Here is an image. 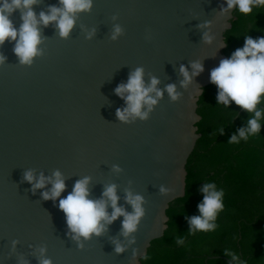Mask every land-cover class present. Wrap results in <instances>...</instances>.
<instances>
[{"label":"water","instance_id":"water-1","mask_svg":"<svg viewBox=\"0 0 264 264\" xmlns=\"http://www.w3.org/2000/svg\"><path fill=\"white\" fill-rule=\"evenodd\" d=\"M49 5L59 6L58 0H41L34 10L38 14ZM222 6L225 0H93L68 38L54 24L41 25L43 55L31 66L19 63L14 42L0 47L6 58L0 64V264H39L41 247L52 264H141L151 241L167 228L169 204L184 195L186 163L200 137L197 102L211 70L228 58L224 33L235 8L221 14ZM11 19L19 28V12ZM205 22L210 27H198ZM117 24L124 33L113 41ZM205 32L211 43L203 40ZM196 61L204 71L182 86L181 65L191 74ZM137 67H143L146 84L152 76L160 81L163 95L148 119L125 123L116 117L125 102L114 90ZM169 84L176 86V101L166 91ZM28 170L37 177L59 170L66 184L60 198L84 177L91 178L90 199L101 198L106 185H117L118 204L128 212L126 190L143 196L135 243L121 235L119 217L100 236L81 238L80 248L59 199L42 198L51 184L33 194L23 179ZM114 240L125 246L123 253L115 252ZM216 257L224 258H208Z\"/></svg>","mask_w":264,"mask_h":264},{"label":"clouds","instance_id":"clouds-1","mask_svg":"<svg viewBox=\"0 0 264 264\" xmlns=\"http://www.w3.org/2000/svg\"><path fill=\"white\" fill-rule=\"evenodd\" d=\"M41 0H0V47L7 41L14 42L13 52L21 65L31 66L37 56L43 55V49L39 46L43 43L41 36V25L44 27L54 24L61 38H68L72 32L80 13L91 12L93 0H58V5H49L47 11L34 10ZM226 7H221V14H226L233 8L244 15L251 14L253 8L264 7V0H225ZM20 14V26L17 28L11 17L14 13ZM116 17H113L115 19ZM211 22H205L198 27H210ZM95 29L87 33L91 38ZM124 30L120 25H114L110 39L115 41L123 35ZM203 40L211 43L212 37L205 32ZM5 57L0 55V64H3ZM192 72L181 65L180 73L184 77L181 82L186 87L191 82L192 76H198L204 71L199 61L191 63ZM210 82L217 88L216 100L218 104L225 107L235 103L240 109L251 114L247 120V126L238 129L233 134L229 143H239L240 140H247L249 136H255L261 130V118L264 116V109L258 105L264 104V36L252 38L245 36L243 47L237 48L230 58L222 59L219 66L210 72ZM160 81L152 76L150 83L144 80L143 67H137L130 72L127 82L121 83L115 88V94L125 102V107L116 110L118 120L130 123L137 118L146 120L153 107L158 103L163 93L157 85ZM166 91L172 101L179 98L175 84L166 86ZM154 94V95H153ZM146 109V110H145ZM113 170L120 172L119 166L114 165ZM23 179L32 185L33 194L36 189H43L51 184V189L42 192L44 200L56 201L59 199V209L64 213L66 224L71 238L77 241L80 248H83L81 238L87 241L93 235L100 236L119 217H123L121 235L125 238L132 237L129 244L135 243L132 235L138 229L139 222L145 214L143 204L144 197L133 194L126 190L125 202L132 207L128 212L124 207L119 206L120 197L117 195V185H106L99 199H90V177H84L75 182L73 190L66 198H60L66 189L65 179L59 170H55L51 177L40 173L39 177L34 175V170L24 173ZM203 193V200L197 205L199 215L188 217L189 233L211 232L217 228L216 219L223 211V190H217L215 183H206L200 189ZM168 189L161 186L160 193L166 194ZM111 207V213L108 208ZM18 241H12L13 250ZM115 252L123 253L126 249L118 240H114ZM177 244H183L182 238H177ZM41 258L39 264H52L51 260L44 258L46 247L39 249ZM224 254L232 262H239V257L228 250ZM135 258V252L133 259ZM144 260L148 259L145 254Z\"/></svg>","mask_w":264,"mask_h":264},{"label":"trees","instance_id":"trees-1","mask_svg":"<svg viewBox=\"0 0 264 264\" xmlns=\"http://www.w3.org/2000/svg\"><path fill=\"white\" fill-rule=\"evenodd\" d=\"M247 35L264 36V7L253 8L248 15L235 8L231 27L224 33L223 53L230 58ZM216 96L214 84L203 87L197 102L200 137L186 163L184 195L169 204L167 228L151 241L148 259L142 257L141 264H229L225 250L239 257L232 264H264V116L258 135L229 143L238 129L247 126L251 114L234 102L228 107L218 104ZM258 108L264 109V104ZM206 183L223 190L224 209L214 231L191 234L187 218L199 215L200 189ZM177 238L184 243L177 244Z\"/></svg>","mask_w":264,"mask_h":264}]
</instances>
